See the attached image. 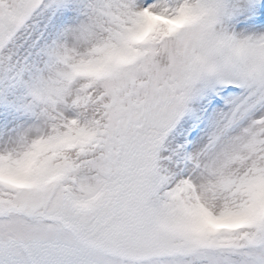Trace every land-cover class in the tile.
Returning <instances> with one entry per match:
<instances>
[{
	"label": "snow or ice",
	"instance_id": "1",
	"mask_svg": "<svg viewBox=\"0 0 264 264\" xmlns=\"http://www.w3.org/2000/svg\"><path fill=\"white\" fill-rule=\"evenodd\" d=\"M0 264H264V0H0Z\"/></svg>",
	"mask_w": 264,
	"mask_h": 264
}]
</instances>
